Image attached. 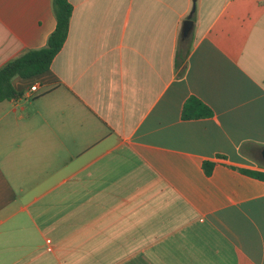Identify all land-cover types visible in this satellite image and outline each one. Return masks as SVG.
Here are the masks:
<instances>
[{
    "label": "crops",
    "instance_id": "obj_1",
    "mask_svg": "<svg viewBox=\"0 0 264 264\" xmlns=\"http://www.w3.org/2000/svg\"><path fill=\"white\" fill-rule=\"evenodd\" d=\"M69 2L0 101V264H264V0ZM54 23L0 0V64Z\"/></svg>",
    "mask_w": 264,
    "mask_h": 264
},
{
    "label": "trees",
    "instance_id": "obj_2",
    "mask_svg": "<svg viewBox=\"0 0 264 264\" xmlns=\"http://www.w3.org/2000/svg\"><path fill=\"white\" fill-rule=\"evenodd\" d=\"M50 9L55 23L52 30L47 34L44 44L39 47L26 48L0 64V101L21 95V91L16 90L12 86V77H34L45 71L52 57L62 45L68 30L71 3L69 0H50ZM188 104H195L197 108H200L198 114H207L209 112L197 98L191 96L183 104L184 115ZM210 165V162H204V170L206 172L209 171ZM246 171L264 178V172L256 170Z\"/></svg>",
    "mask_w": 264,
    "mask_h": 264
},
{
    "label": "water",
    "instance_id": "obj_3",
    "mask_svg": "<svg viewBox=\"0 0 264 264\" xmlns=\"http://www.w3.org/2000/svg\"><path fill=\"white\" fill-rule=\"evenodd\" d=\"M191 26V20L189 18V15L186 16L185 20L183 21V26H182V32L183 34H186ZM260 157L264 160V147L260 149Z\"/></svg>",
    "mask_w": 264,
    "mask_h": 264
},
{
    "label": "built area",
    "instance_id": "obj_4",
    "mask_svg": "<svg viewBox=\"0 0 264 264\" xmlns=\"http://www.w3.org/2000/svg\"><path fill=\"white\" fill-rule=\"evenodd\" d=\"M38 82L34 80L28 85V88L26 90V95H31V93L37 88Z\"/></svg>",
    "mask_w": 264,
    "mask_h": 264
}]
</instances>
